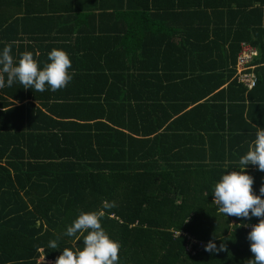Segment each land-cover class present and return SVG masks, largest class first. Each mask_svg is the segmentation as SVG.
<instances>
[{"label":"trees","instance_id":"obj_1","mask_svg":"<svg viewBox=\"0 0 264 264\" xmlns=\"http://www.w3.org/2000/svg\"><path fill=\"white\" fill-rule=\"evenodd\" d=\"M11 42L14 59L30 51L41 69L64 50L73 79L55 92L0 89V264L82 249L83 236L63 233L104 200L117 205L101 223L119 264L253 258L238 225L259 220L220 214L212 194L264 128V0H0V52ZM242 44L258 54L250 91L231 82ZM246 171L259 195L264 172ZM187 238L227 251L192 256Z\"/></svg>","mask_w":264,"mask_h":264},{"label":"clouds","instance_id":"obj_2","mask_svg":"<svg viewBox=\"0 0 264 264\" xmlns=\"http://www.w3.org/2000/svg\"><path fill=\"white\" fill-rule=\"evenodd\" d=\"M15 42L8 43L0 52V89L11 87L15 82L23 85L24 89H33L37 92L46 91V86L55 92L67 87L73 79L69 73L72 62L64 50L53 48L48 54V60L41 69L33 53L25 51L18 60L14 59L12 46ZM249 165L258 166L264 172V128L256 127L255 139L239 159V170L223 174L213 190V203L218 206V212L225 216L259 220L251 225L247 240L250 242L252 259L245 264H264V185L259 189V195L254 194V178L247 174ZM114 201L104 200L99 210L84 212L79 211L77 218L66 228L64 236L74 237L77 241L83 236V247L64 248L54 264H119L121 244L110 238L102 227V219L106 210L115 208ZM248 227V225H238ZM86 233V235H85ZM180 235V233H179ZM58 240L48 242V247H58ZM209 253L227 251L221 243L219 248L210 240L204 247Z\"/></svg>","mask_w":264,"mask_h":264},{"label":"built area","instance_id":"obj_3","mask_svg":"<svg viewBox=\"0 0 264 264\" xmlns=\"http://www.w3.org/2000/svg\"><path fill=\"white\" fill-rule=\"evenodd\" d=\"M257 57L258 54L255 49L246 44L241 45L236 60V74L234 81L236 84H240L244 87L247 91L253 89L257 83L256 76L253 73L255 68L252 66L253 61ZM249 230H251V227ZM203 247V243L187 238L186 252L192 254V256L196 255V253L202 250ZM37 264H51V262L41 258L38 260Z\"/></svg>","mask_w":264,"mask_h":264},{"label":"crops","instance_id":"obj_4","mask_svg":"<svg viewBox=\"0 0 264 264\" xmlns=\"http://www.w3.org/2000/svg\"><path fill=\"white\" fill-rule=\"evenodd\" d=\"M236 23H238V22H236ZM21 30H22V28H19V29H17V32L20 33ZM88 30H91V28L89 27ZM62 45H70V44H68V42H66V43H63ZM81 54H82V53H77V56H78V55L80 56ZM238 54H239V53H238ZM237 56H238V55H237ZM236 60H237V58H236ZM230 68H231V67H230ZM233 71H234V74H233V77H232L231 82H235V81H234V77H235V74H236V63H235V65H234V67H233ZM225 73H226V72L223 71V72L220 73L218 76L221 77V79L223 80V78H225ZM204 76H207V75H204ZM211 76H212V75H210V77H211ZM207 79H208V78H205L204 80H207ZM204 82H205V81H204ZM235 84H236V82H235ZM227 85H228V82L225 83V85H223L220 89L225 88ZM237 85H240V84H237ZM216 104H220V105L223 104L224 106H225V105L227 106L226 101H224L223 103H222V101H219V102L216 103ZM16 105H19V104H16ZM224 108L226 109V110H225V113H224V114H223V113L221 114L222 116H221V118H220L219 121L224 120V116H225V119H226V117L228 116V115H227V108H226V107H224ZM235 111H236V109H232L231 114L235 113ZM230 117H232V116L230 115ZM223 125L226 126V120H225V122H224ZM220 127H221V126H220ZM237 132L239 133V130H238ZM214 142H215L216 145L213 147V146L210 145V142L207 141V142L205 143V147H204L205 151L209 150V145H210V150H211L212 153H215V154L219 153V152L221 151V150H220V147H222V146H221V142L218 141V140H214ZM227 145L229 146V143L226 142V141L224 140V147H225V149H226ZM235 148L239 151V139H237L236 142H235ZM238 154H239V153H238Z\"/></svg>","mask_w":264,"mask_h":264},{"label":"rangeland","instance_id":"obj_5","mask_svg":"<svg viewBox=\"0 0 264 264\" xmlns=\"http://www.w3.org/2000/svg\"><path fill=\"white\" fill-rule=\"evenodd\" d=\"M214 200V199H213ZM216 205V204H215ZM217 206V205H216ZM250 227H247V229L249 230Z\"/></svg>","mask_w":264,"mask_h":264}]
</instances>
